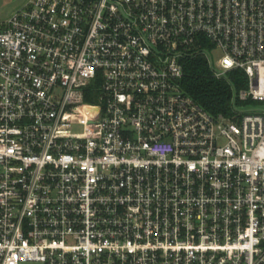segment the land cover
I'll return each instance as SVG.
<instances>
[{"label":"built area","instance_id":"1","mask_svg":"<svg viewBox=\"0 0 264 264\" xmlns=\"http://www.w3.org/2000/svg\"><path fill=\"white\" fill-rule=\"evenodd\" d=\"M198 55L245 72L231 116L184 90ZM27 262L264 264V0H27L0 21V264Z\"/></svg>","mask_w":264,"mask_h":264},{"label":"trees","instance_id":"2","mask_svg":"<svg viewBox=\"0 0 264 264\" xmlns=\"http://www.w3.org/2000/svg\"><path fill=\"white\" fill-rule=\"evenodd\" d=\"M206 48H211L208 43ZM182 86L201 106L213 115L233 114L234 91L247 87V76L241 69H233L226 78H216L204 55L185 59ZM87 101L88 97L86 98Z\"/></svg>","mask_w":264,"mask_h":264},{"label":"rangeland","instance_id":"3","mask_svg":"<svg viewBox=\"0 0 264 264\" xmlns=\"http://www.w3.org/2000/svg\"><path fill=\"white\" fill-rule=\"evenodd\" d=\"M27 0H0V21L9 18L15 10L21 7ZM214 60L220 55L219 51H212ZM21 264H40L38 262H27Z\"/></svg>","mask_w":264,"mask_h":264}]
</instances>
